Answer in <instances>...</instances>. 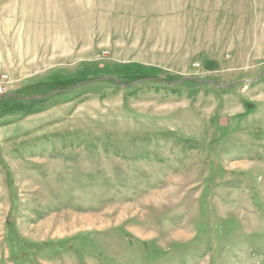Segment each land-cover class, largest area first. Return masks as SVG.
I'll use <instances>...</instances> for the list:
<instances>
[{
  "label": "rangeland",
  "instance_id": "1",
  "mask_svg": "<svg viewBox=\"0 0 264 264\" xmlns=\"http://www.w3.org/2000/svg\"><path fill=\"white\" fill-rule=\"evenodd\" d=\"M112 77L232 85L0 104V264H264V0H0V97Z\"/></svg>",
  "mask_w": 264,
  "mask_h": 264
},
{
  "label": "water",
  "instance_id": "2",
  "mask_svg": "<svg viewBox=\"0 0 264 264\" xmlns=\"http://www.w3.org/2000/svg\"><path fill=\"white\" fill-rule=\"evenodd\" d=\"M107 79H111L114 81V83L119 86V87H123V88H129L131 85H134V84H137V83H140V82H145V81H148V82H156V83H162V84H170L172 86H176L184 81H192V82H210V83H213V84H216L217 86L221 87V88H228L230 87L232 84L230 85H227V86H222V85H219L217 83H215L214 81H200V80H197V79H193V78H183V79H179L178 81H175V82H172V83H168V82H164L160 79H156V78H146V79H143V80H137V81H134L132 83H129V84H122L120 81H118L117 79L115 78H100V79H97V80H92V81H88V82H81V83H78L77 85H75L74 87H71L69 89H64V90H55L49 94H46V95H40V96H36V97H27V98H23L17 94H4L0 97V101L2 99H18V100H27V101H33V100H41V99H44L48 96H51V95H54V94H59L61 92H65V91H70V90H73L75 88H78L80 86H84L86 84H90V83H95V82H104L106 81Z\"/></svg>",
  "mask_w": 264,
  "mask_h": 264
},
{
  "label": "trees",
  "instance_id": "3",
  "mask_svg": "<svg viewBox=\"0 0 264 264\" xmlns=\"http://www.w3.org/2000/svg\"><path fill=\"white\" fill-rule=\"evenodd\" d=\"M18 95V94H17ZM20 96V95H19ZM13 101H15V102H21V103H24L23 101H25V100H18V99H14V100H11V99H7L6 101H1L0 102V104H2L3 102H13ZM31 103H36V102H39V101H30ZM30 102H28V103H30Z\"/></svg>",
  "mask_w": 264,
  "mask_h": 264
}]
</instances>
